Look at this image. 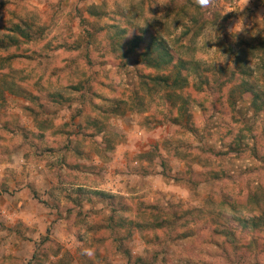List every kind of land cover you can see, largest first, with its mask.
I'll return each mask as SVG.
<instances>
[{
    "label": "rangeland",
    "instance_id": "obj_1",
    "mask_svg": "<svg viewBox=\"0 0 264 264\" xmlns=\"http://www.w3.org/2000/svg\"><path fill=\"white\" fill-rule=\"evenodd\" d=\"M262 59L264 0H0V264H264Z\"/></svg>",
    "mask_w": 264,
    "mask_h": 264
},
{
    "label": "trees",
    "instance_id": "obj_2",
    "mask_svg": "<svg viewBox=\"0 0 264 264\" xmlns=\"http://www.w3.org/2000/svg\"><path fill=\"white\" fill-rule=\"evenodd\" d=\"M193 21L194 26L192 28L186 27L181 37H179L178 39L188 38L190 37V35L196 37L199 34V32H197L200 26L199 18L195 16ZM140 40H142V38H140L138 42H135L132 45L133 53H136L138 51L141 43ZM136 54L139 56V59L133 60V62H131L132 64L138 65V63L141 62L147 68H153L161 72V74L157 78H155L156 82H159L161 85H165L167 87L175 88L178 90H183L185 88L186 80L183 79V73L188 66L186 65L188 62H186V60L182 58L175 57V55L172 53L171 48L157 36H152V38L149 39L148 47L144 51L140 53L137 52ZM262 61L264 66V59H262ZM242 74L247 76L249 73L242 67ZM171 80L172 85L170 84ZM244 89L245 93L252 92V94H255V98H257L258 95L253 90H251V86L244 87ZM262 215L264 221V212Z\"/></svg>",
    "mask_w": 264,
    "mask_h": 264
},
{
    "label": "clouds",
    "instance_id": "obj_3",
    "mask_svg": "<svg viewBox=\"0 0 264 264\" xmlns=\"http://www.w3.org/2000/svg\"><path fill=\"white\" fill-rule=\"evenodd\" d=\"M193 4L196 5L197 7H199L202 10H207V9H211L215 6L216 4V0H192ZM240 3L242 6H248L249 4V0H240ZM228 11H226L224 14H226ZM237 32H242L244 31L243 26L241 25L240 21H238L234 27ZM232 28L229 29V31L232 30ZM82 254L92 258L94 256V250L91 248H84L81 250Z\"/></svg>",
    "mask_w": 264,
    "mask_h": 264
}]
</instances>
